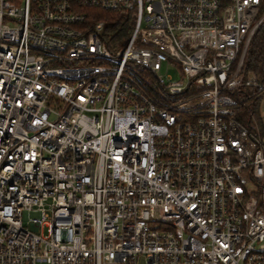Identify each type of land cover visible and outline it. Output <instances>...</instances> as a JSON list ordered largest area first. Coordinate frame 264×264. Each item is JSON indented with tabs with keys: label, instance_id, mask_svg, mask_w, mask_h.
I'll use <instances>...</instances> for the list:
<instances>
[{
	"label": "built area",
	"instance_id": "2783aa9c",
	"mask_svg": "<svg viewBox=\"0 0 264 264\" xmlns=\"http://www.w3.org/2000/svg\"><path fill=\"white\" fill-rule=\"evenodd\" d=\"M91 8L129 14L117 49ZM261 27L264 0H0V264H264Z\"/></svg>",
	"mask_w": 264,
	"mask_h": 264
},
{
	"label": "trees",
	"instance_id": "16d2710c",
	"mask_svg": "<svg viewBox=\"0 0 264 264\" xmlns=\"http://www.w3.org/2000/svg\"><path fill=\"white\" fill-rule=\"evenodd\" d=\"M87 23L103 22V43L110 50L117 49L121 42L128 36L130 29L129 14L122 11H104L96 8L84 9ZM244 72L252 73L261 81H264V27L254 34L244 62ZM249 98V97H248ZM260 104V98L255 99L251 106L256 112ZM245 115V114H244ZM260 131L264 134V129Z\"/></svg>",
	"mask_w": 264,
	"mask_h": 264
},
{
	"label": "rangeland",
	"instance_id": "374dc122",
	"mask_svg": "<svg viewBox=\"0 0 264 264\" xmlns=\"http://www.w3.org/2000/svg\"><path fill=\"white\" fill-rule=\"evenodd\" d=\"M172 74H175L174 70H171ZM260 98V104L259 107L256 111V123L258 124L259 127H261L262 129H264V93L259 95Z\"/></svg>",
	"mask_w": 264,
	"mask_h": 264
}]
</instances>
